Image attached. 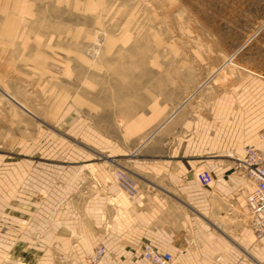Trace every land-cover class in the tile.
Here are the masks:
<instances>
[{"label":"crops","instance_id":"crops-1","mask_svg":"<svg viewBox=\"0 0 264 264\" xmlns=\"http://www.w3.org/2000/svg\"><path fill=\"white\" fill-rule=\"evenodd\" d=\"M253 49L239 57L231 105L175 111L132 153L126 164L141 183L132 201L104 162L68 151L67 132L54 141L42 107L9 94L26 114L6 107L0 117V264H91L85 256L98 242L106 247L98 264H152L143 242L180 264H264V236L247 209L254 185L234 166L246 146L264 149V56ZM200 166L212 173L207 186L195 177Z\"/></svg>","mask_w":264,"mask_h":264},{"label":"rangeland","instance_id":"rangeland-1","mask_svg":"<svg viewBox=\"0 0 264 264\" xmlns=\"http://www.w3.org/2000/svg\"><path fill=\"white\" fill-rule=\"evenodd\" d=\"M255 45L261 59L264 0H0V117L6 107L26 114L9 94L42 107L55 142L67 132L72 155L91 153L115 182L126 168L141 185L132 153L175 111L231 105L239 57ZM101 245L87 262H100L105 253L90 258Z\"/></svg>","mask_w":264,"mask_h":264},{"label":"built area","instance_id":"built-area-1","mask_svg":"<svg viewBox=\"0 0 264 264\" xmlns=\"http://www.w3.org/2000/svg\"><path fill=\"white\" fill-rule=\"evenodd\" d=\"M234 166L237 171H240L254 185L253 189L248 193L246 201L253 233L256 238H261L264 236V149L246 146L244 155L235 158ZM114 177L120 189L130 198L136 196L139 185L136 177L131 172L126 168H118L114 172ZM195 177L204 186L211 184L213 181L211 171L205 167L198 169ZM104 253L105 247L101 245L91 254L90 260L96 262ZM142 254L152 264H180L178 254L161 252L148 242L143 243Z\"/></svg>","mask_w":264,"mask_h":264},{"label":"bare ground","instance_id":"bare-ground-1","mask_svg":"<svg viewBox=\"0 0 264 264\" xmlns=\"http://www.w3.org/2000/svg\"><path fill=\"white\" fill-rule=\"evenodd\" d=\"M263 237V236H262Z\"/></svg>","mask_w":264,"mask_h":264}]
</instances>
